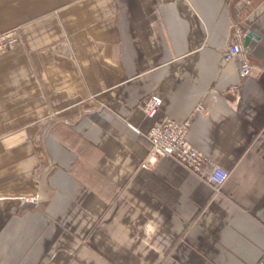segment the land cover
I'll return each mask as SVG.
<instances>
[{
  "label": "crops",
  "instance_id": "0c3cea01",
  "mask_svg": "<svg viewBox=\"0 0 264 264\" xmlns=\"http://www.w3.org/2000/svg\"><path fill=\"white\" fill-rule=\"evenodd\" d=\"M240 2L0 0V31L19 29L0 54V264L257 263L264 0ZM237 23L259 37L247 79L224 61ZM190 116L229 173L218 193L172 158L139 168L154 121Z\"/></svg>",
  "mask_w": 264,
  "mask_h": 264
},
{
  "label": "built area",
  "instance_id": "2783aa9c",
  "mask_svg": "<svg viewBox=\"0 0 264 264\" xmlns=\"http://www.w3.org/2000/svg\"><path fill=\"white\" fill-rule=\"evenodd\" d=\"M257 0H241L240 9L243 16L253 11ZM242 26L237 23L232 27L230 42L227 45V52L224 57L226 63L234 62L237 65L240 79L253 77L257 72V66L243 47V39L246 36ZM19 40V29L12 28L0 31V54L12 50ZM162 99L151 94L141 99L137 107L146 117L153 118L159 111ZM198 106L196 111H201ZM191 124V116L182 122H176L168 117L156 119L149 132L145 135L150 147L140 162L139 168L149 171L158 162L172 158L183 165L190 172L203 179L215 193H218L228 178V171L212 163L203 153L195 148L187 139ZM22 203H33L36 199L23 198ZM256 264H264V250Z\"/></svg>",
  "mask_w": 264,
  "mask_h": 264
},
{
  "label": "water",
  "instance_id": "95a60500",
  "mask_svg": "<svg viewBox=\"0 0 264 264\" xmlns=\"http://www.w3.org/2000/svg\"><path fill=\"white\" fill-rule=\"evenodd\" d=\"M251 40L258 41L259 37L256 36L252 31H247L246 36L243 39V47L245 48L246 52L248 51L249 43L251 42Z\"/></svg>",
  "mask_w": 264,
  "mask_h": 264
}]
</instances>
